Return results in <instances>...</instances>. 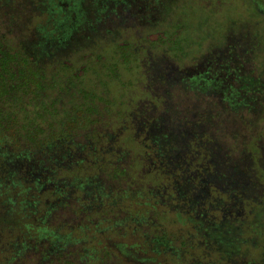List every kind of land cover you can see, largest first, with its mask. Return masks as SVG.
<instances>
[{
  "label": "trees",
  "instance_id": "16d2710c",
  "mask_svg": "<svg viewBox=\"0 0 264 264\" xmlns=\"http://www.w3.org/2000/svg\"><path fill=\"white\" fill-rule=\"evenodd\" d=\"M66 1L21 4L0 26V223L8 196L16 216L51 198L70 219L42 233L62 264H264V52L248 67L227 20L184 3L122 39L115 0H79L77 17ZM177 89L210 109L174 111ZM217 118L225 136L206 126ZM71 227L89 251L62 246Z\"/></svg>",
  "mask_w": 264,
  "mask_h": 264
},
{
  "label": "rangeland",
  "instance_id": "374dc122",
  "mask_svg": "<svg viewBox=\"0 0 264 264\" xmlns=\"http://www.w3.org/2000/svg\"><path fill=\"white\" fill-rule=\"evenodd\" d=\"M35 1L36 0H0L1 28L3 27V24H5V20L11 19V16L15 17L17 21L20 19L21 4H32ZM5 2L7 4H5ZM166 2L172 4L175 3L173 7L177 4L179 5L184 3V5H188V8L196 7V9L202 11L203 9L207 11L209 10V13L207 12V14H210V17H218L222 20H227V30L222 36L224 43L226 44L228 41L236 37L238 41V47H242L244 49L241 50L239 48V50L242 53L245 51L248 52V54L245 53L244 57V59H246L245 64L248 67H251V58H253V60L255 61L260 60L258 55L259 53L264 52V0H115L114 9L106 18L108 20V27L110 31H112V33H114L115 35H119V37L122 39L128 37L131 32H134L139 37H141L142 35H146L145 27L158 26V23H160L161 21L163 22V20H165L166 22L169 20V18H166V15L164 13V10H166V7L164 8V4ZM253 2L256 5L252 10L250 8V4ZM65 3V11H67L68 9H72L71 13L76 17L79 16L82 11L79 0H76L75 3H73L72 0L66 1ZM126 3L132 5H129L126 9ZM178 7L179 6H177L176 9H178ZM211 13H213V15ZM88 15L90 18L92 16H94V18H97L102 14L92 11L91 14ZM35 16L37 17V15ZM57 17L60 18V15ZM38 21L40 22V20H37V22ZM57 26L58 25L56 24H51L50 28L48 27L46 29L49 32L55 30ZM72 27L73 25H71L69 28L71 29ZM78 27L80 28V26ZM14 34H16V31L14 32ZM156 35L157 34H151V36L149 37L151 39H155ZM225 48L226 47L222 42L221 45L216 46L214 50L216 52H221ZM258 64L254 62V65ZM201 65H203V63ZM195 66L197 65L194 63L186 66L188 68H183L176 64V66H174L172 70H174L173 72H175L177 76H180L184 74L183 70H194ZM148 69L150 71L148 75L155 76L157 74L156 69H150V67ZM147 71L148 70H146V72ZM155 91L162 93L161 87L159 88L158 85L156 86V83ZM172 96L173 97L171 99V102L174 111L180 109L188 110L189 114H194L196 112L204 113L211 107L208 104L206 98H203L201 100L195 99L193 95L185 94L181 89H177ZM145 104L146 102L144 101L141 103V110H145L150 115L156 112L164 113V109L155 107L154 105H149L152 103L148 102V106H146ZM144 106L146 107L144 108ZM262 111H264V107L262 106H258L256 109H254V112L256 113H261ZM133 122L136 121L133 120ZM263 124V122H257L256 127L261 128L260 126H262ZM210 125L219 129L218 131H221L222 135L225 136L224 131H226V129L224 130V125L221 122L220 118H217L215 120V123L213 121H210L206 124V126ZM221 125H223V127ZM143 130L144 127L140 126L138 132L142 134L144 133ZM38 156L35 158V160L37 161L39 160ZM262 162L264 163V155L262 157ZM255 180L256 182L258 181L257 178ZM11 197L13 196H8L7 198H5L6 201L4 202L3 200L1 201L3 213H5L7 217L10 218V222L0 223V264H62L59 263L58 259H54V253L52 251L46 253V249L44 248L45 237H43L44 235H42V233L45 230L48 231L46 232L47 235L50 232V235L52 236L53 232H51L50 230H53L55 226L58 227L57 225H59L62 219H65V223L68 221L70 222V219H67V215H64L62 217L63 213H66L65 206L56 208L55 202L51 198H47L43 203L35 204L30 201L31 205L29 206L28 211H25V206H23L25 205V203L22 204L19 203V201V205H17L15 212L17 211L19 213V211L21 210V213L19 214V216H16L13 214V206L11 205L10 200ZM9 210H11L12 212L8 213L7 211ZM21 215L23 218L21 217ZM61 225L64 226L62 223H60V227H62ZM105 228V225L96 228V231L94 233H96V235L97 233H105ZM85 229H83L84 234L81 238V242L85 237ZM180 229L184 230L185 228L180 226V228H178L179 232ZM55 230L58 231L59 229ZM74 231L75 229L72 228L68 231V236L65 235L62 237V246H64L65 248H68L69 245L75 246L79 243L76 232ZM97 238L100 239L98 236ZM82 245L84 244L81 243L80 245H77L75 247L79 248L80 251H89L87 249V246ZM250 254L251 257L256 258L257 251H252L250 252ZM40 255L41 257L38 258ZM90 256H92L90 258H93L95 257V254L91 253Z\"/></svg>",
  "mask_w": 264,
  "mask_h": 264
}]
</instances>
